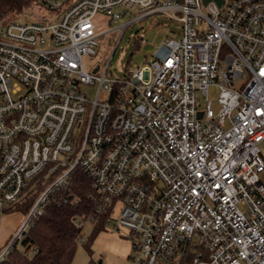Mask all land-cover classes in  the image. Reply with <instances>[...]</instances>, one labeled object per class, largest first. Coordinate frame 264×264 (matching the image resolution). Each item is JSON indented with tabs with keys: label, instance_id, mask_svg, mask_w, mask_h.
Returning a JSON list of instances; mask_svg holds the SVG:
<instances>
[{
	"label": "built area",
	"instance_id": "2783aa9c",
	"mask_svg": "<svg viewBox=\"0 0 264 264\" xmlns=\"http://www.w3.org/2000/svg\"><path fill=\"white\" fill-rule=\"evenodd\" d=\"M36 1L70 3L52 23L0 19V213L23 211L0 264L52 200L67 201L55 194L77 169L132 264H264V0ZM134 11L123 32L155 13L181 23L168 54L149 51L119 78L88 70L95 16Z\"/></svg>",
	"mask_w": 264,
	"mask_h": 264
},
{
	"label": "rangeland",
	"instance_id": "374dc122",
	"mask_svg": "<svg viewBox=\"0 0 264 264\" xmlns=\"http://www.w3.org/2000/svg\"><path fill=\"white\" fill-rule=\"evenodd\" d=\"M68 3L64 4L58 10H50L38 1L30 2L22 11L12 12L6 19L16 20L18 22L36 21L40 19L44 22L52 23L60 19L61 13ZM139 14L140 12L134 11L123 15L117 20H110L103 13H98L95 16L94 21L97 24L98 45L94 55H89L84 58L85 66L88 70H93L99 64L101 66L99 74H102L107 65L113 71V76L119 78L123 76L125 68L130 64H144L146 59H152L156 56L163 58L168 54L169 49L164 45V39L167 37H179L181 23L163 14L155 13L133 21L123 32L120 25L134 20ZM141 37L147 39V44H140L139 40ZM149 51L154 56H148L146 58V53ZM108 76H110L109 73ZM241 81L239 79V82ZM98 87V83L94 86L85 87L90 98H95ZM105 97L106 92L102 91L101 98ZM208 97L212 101L213 109L217 111L219 108V89L216 86H211L208 91ZM200 102L204 107L207 102L205 95L200 97ZM261 178L264 181V172L261 173ZM22 216L23 211L0 213V239L5 230L13 226L18 220L20 221ZM91 230L92 223L88 221L82 233L85 241ZM117 237L124 238L109 230L102 231L93 242L91 252L86 249L83 244L84 242L79 241L71 264H132L131 260L123 256L126 253L123 251L124 248L118 253L114 249L112 242ZM127 253L131 255V246Z\"/></svg>",
	"mask_w": 264,
	"mask_h": 264
},
{
	"label": "trees",
	"instance_id": "16d2710c",
	"mask_svg": "<svg viewBox=\"0 0 264 264\" xmlns=\"http://www.w3.org/2000/svg\"><path fill=\"white\" fill-rule=\"evenodd\" d=\"M35 1L0 0V19L12 12L22 11ZM47 184L48 180L33 190L27 205ZM69 193L71 195L67 201L58 202L54 199L46 206L44 213L1 264H71L88 221L92 223V230L83 244L89 252L92 251L95 239L107 230V213L97 210L102 203V196L93 187L88 175L80 169L71 173L68 185L57 191L55 197L61 199ZM71 197H79V201L71 203ZM11 211L12 208L5 210L6 213ZM172 264H193L192 257L173 260Z\"/></svg>",
	"mask_w": 264,
	"mask_h": 264
},
{
	"label": "crops",
	"instance_id": "0c3cea01",
	"mask_svg": "<svg viewBox=\"0 0 264 264\" xmlns=\"http://www.w3.org/2000/svg\"><path fill=\"white\" fill-rule=\"evenodd\" d=\"M19 220L17 222H15V224L13 226H10L7 230H5L3 236L0 239V246L3 245V243L7 240V238L12 234V232L16 229L17 225L19 224ZM114 249L117 251V253L124 248V252H126L125 254H123L124 257H127L130 260V254L127 253L130 249V243L128 242V240L124 239V238H114V242H112ZM126 249V251H125Z\"/></svg>",
	"mask_w": 264,
	"mask_h": 264
},
{
	"label": "water",
	"instance_id": "95a60500",
	"mask_svg": "<svg viewBox=\"0 0 264 264\" xmlns=\"http://www.w3.org/2000/svg\"><path fill=\"white\" fill-rule=\"evenodd\" d=\"M205 1H207V0H205ZM220 3H222L223 2V0H218ZM98 68L96 67L95 68V70H97Z\"/></svg>",
	"mask_w": 264,
	"mask_h": 264
}]
</instances>
